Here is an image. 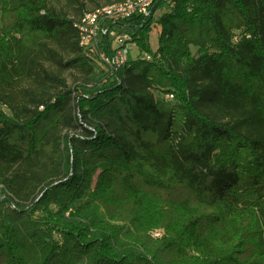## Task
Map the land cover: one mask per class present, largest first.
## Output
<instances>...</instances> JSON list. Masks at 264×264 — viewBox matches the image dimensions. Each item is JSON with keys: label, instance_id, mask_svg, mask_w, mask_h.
I'll return each mask as SVG.
<instances>
[{"label": "trees", "instance_id": "obj_1", "mask_svg": "<svg viewBox=\"0 0 264 264\" xmlns=\"http://www.w3.org/2000/svg\"><path fill=\"white\" fill-rule=\"evenodd\" d=\"M52 1L0 0V264H264V0L108 23L161 27L114 76L78 25L127 0Z\"/></svg>", "mask_w": 264, "mask_h": 264}, {"label": "built area", "instance_id": "obj_2", "mask_svg": "<svg viewBox=\"0 0 264 264\" xmlns=\"http://www.w3.org/2000/svg\"><path fill=\"white\" fill-rule=\"evenodd\" d=\"M162 1L127 0L124 3L97 9L83 17L78 28L80 44L88 58L110 70L112 76L116 75L128 64L130 51L134 47H138V43L131 35L122 34L106 25L110 22L113 24L123 22L126 19L150 17L159 8ZM101 35L106 39L107 49L101 45ZM143 58L147 61L152 59L151 56ZM166 98L173 99V96L168 94ZM155 236L159 237L160 232H156Z\"/></svg>", "mask_w": 264, "mask_h": 264}, {"label": "rangeland", "instance_id": "obj_3", "mask_svg": "<svg viewBox=\"0 0 264 264\" xmlns=\"http://www.w3.org/2000/svg\"><path fill=\"white\" fill-rule=\"evenodd\" d=\"M87 3L88 1L85 0ZM101 4H103L105 2V0H98ZM53 4L55 5H58V6H62L66 3L65 0H53L52 1ZM88 7L90 8L91 7V4L89 3L88 4ZM165 10H163V8L160 6L154 13V18L155 20L159 19L160 15L164 12ZM160 25L159 24H156L154 23V26L152 28V31L150 32L149 34V45H150V52H153L155 53L159 47V34H160ZM150 52H145L143 53L138 47H134L131 51H130V55H129V60H136L138 59L139 57H147V56H152V54H150ZM69 78H70V75H69ZM70 83H72V79L70 78ZM168 94H160L159 92H156V96L157 97H162V96H165V99L166 96ZM170 99V98H168ZM1 191V190H0ZM1 193V192H0Z\"/></svg>", "mask_w": 264, "mask_h": 264}]
</instances>
